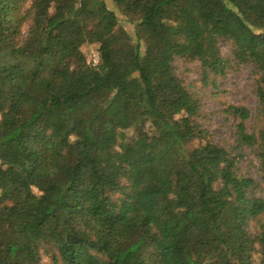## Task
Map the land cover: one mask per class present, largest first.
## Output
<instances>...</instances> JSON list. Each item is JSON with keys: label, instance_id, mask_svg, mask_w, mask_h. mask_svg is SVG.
Returning a JSON list of instances; mask_svg holds the SVG:
<instances>
[{"label": "trees", "instance_id": "obj_1", "mask_svg": "<svg viewBox=\"0 0 264 264\" xmlns=\"http://www.w3.org/2000/svg\"><path fill=\"white\" fill-rule=\"evenodd\" d=\"M111 1L135 45L103 0H0V264H264V198L221 147L186 150L198 103L171 67L253 68L254 125L226 113L264 182V0Z\"/></svg>", "mask_w": 264, "mask_h": 264}, {"label": "rangeland", "instance_id": "obj_2", "mask_svg": "<svg viewBox=\"0 0 264 264\" xmlns=\"http://www.w3.org/2000/svg\"><path fill=\"white\" fill-rule=\"evenodd\" d=\"M103 1L109 10L114 11L117 17L115 31H123L130 38L131 43L135 45L137 43L135 23L128 19L111 0ZM30 4V1L23 4L22 12L26 13ZM28 26L29 21L26 20L21 27L19 41L26 38ZM139 44L143 54L145 45L143 41ZM98 50L99 45L97 43L81 46L80 51L85 58L86 65L92 66L93 57L99 61ZM219 50L223 58L232 59V47L227 41L220 40ZM171 67L174 75L198 103V111L191 118V122L198 130L203 131V134L188 144L186 150H192L206 143L221 147L230 158H235V168L238 175L250 178L254 182L255 186L251 195L264 198V182L261 180L262 173L256 150L252 147L236 144L234 136L235 120L226 113L230 106L246 107L250 110L252 116L247 124L254 125L253 118L257 107V98L254 92L255 73L253 68L249 65L239 64L235 68L233 66L232 70H227L223 77L209 76V82L204 83L201 66L196 60L175 57ZM177 118L178 116L175 117V119ZM145 129H148L147 125ZM134 136V129L124 131L125 142L130 141ZM116 150L119 151V147H116ZM32 192L39 195L35 188H32ZM110 197L113 202H118L121 198L118 193L112 194ZM257 251L259 253V249ZM254 260H259V254L254 255ZM41 264H50L49 258L42 256Z\"/></svg>", "mask_w": 264, "mask_h": 264}, {"label": "built area", "instance_id": "obj_3", "mask_svg": "<svg viewBox=\"0 0 264 264\" xmlns=\"http://www.w3.org/2000/svg\"><path fill=\"white\" fill-rule=\"evenodd\" d=\"M92 60H93L92 66H96L98 64L97 62H99L98 59H96L95 57H93Z\"/></svg>", "mask_w": 264, "mask_h": 264}]
</instances>
